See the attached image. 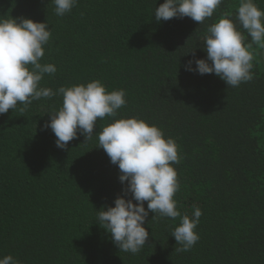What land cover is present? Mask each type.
I'll return each mask as SVG.
<instances>
[{
  "label": "trees",
  "instance_id": "trees-1",
  "mask_svg": "<svg viewBox=\"0 0 264 264\" xmlns=\"http://www.w3.org/2000/svg\"><path fill=\"white\" fill-rule=\"evenodd\" d=\"M163 2L77 0L57 16L52 0H0V18L49 25L41 63L57 71L41 86L56 91L99 80L108 92L125 91L117 116L98 119L94 132L113 119L136 117L174 139L180 184L174 199L182 215L191 216L194 205L201 209L198 242L177 253L171 233L179 218L152 219L149 212V239L139 253L113 244L97 211L114 206L117 195L131 198L123 191L127 182L120 183L97 135L85 142L78 133L65 149L56 147L44 125L61 107L57 95L0 115V258L12 255L19 264H264L262 50L252 45L253 79L239 87L186 71L188 61L206 58L207 28L225 14L235 21L239 0H223L201 24L188 17L157 22L155 7ZM255 2L264 10V0Z\"/></svg>",
  "mask_w": 264,
  "mask_h": 264
},
{
  "label": "clouds",
  "instance_id": "clouds-1",
  "mask_svg": "<svg viewBox=\"0 0 264 264\" xmlns=\"http://www.w3.org/2000/svg\"><path fill=\"white\" fill-rule=\"evenodd\" d=\"M76 2L52 0L57 16L70 12ZM222 2L164 0L155 7L154 17L157 22L188 17L201 24L213 16ZM261 17H264V10L255 0H239L235 21L225 14L211 24L204 36L206 58L188 61L185 70L199 75L214 74L233 88L252 80L250 49L255 44L264 50ZM241 27L251 43L245 42ZM50 36L49 25L45 22L25 17L0 18V115L13 110L18 103L27 109L35 100L61 96V107L48 114L49 121L44 125L56 137V147L65 149L70 141L78 138V133L84 136L85 142L97 135L98 148L103 149L110 163L119 169L120 183L127 182L123 191L131 198L117 195L114 206H102L97 211L98 225L110 234L113 244L120 251L139 253L149 239L144 224L151 212L152 219L157 216L179 218V225L171 233L180 245L175 251H189L199 240L195 230L202 211L195 205L191 216L182 215L178 210L174 196L180 184L173 167L179 163L178 145L174 139L165 138L155 124L136 117L113 119L98 134L94 132L98 119L117 116L118 110L126 104V93L123 89L108 92L99 80L61 86L56 91L41 86L46 74L53 75L57 71L54 64L41 63ZM0 264H19V261L6 255L0 258Z\"/></svg>",
  "mask_w": 264,
  "mask_h": 264
},
{
  "label": "water",
  "instance_id": "water-1",
  "mask_svg": "<svg viewBox=\"0 0 264 264\" xmlns=\"http://www.w3.org/2000/svg\"><path fill=\"white\" fill-rule=\"evenodd\" d=\"M261 22L264 23V17H261ZM262 58L264 60V50H262Z\"/></svg>",
  "mask_w": 264,
  "mask_h": 264
}]
</instances>
